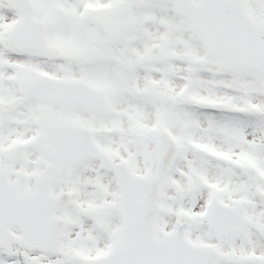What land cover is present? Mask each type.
<instances>
[{
	"label": "snow or ice",
	"instance_id": "1",
	"mask_svg": "<svg viewBox=\"0 0 264 264\" xmlns=\"http://www.w3.org/2000/svg\"><path fill=\"white\" fill-rule=\"evenodd\" d=\"M0 264H264V0H0Z\"/></svg>",
	"mask_w": 264,
	"mask_h": 264
}]
</instances>
